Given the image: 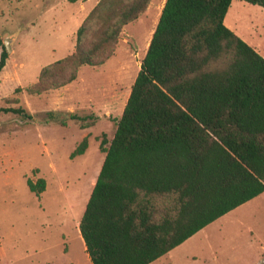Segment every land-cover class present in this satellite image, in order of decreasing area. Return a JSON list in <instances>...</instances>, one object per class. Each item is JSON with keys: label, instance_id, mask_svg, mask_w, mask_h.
Wrapping results in <instances>:
<instances>
[{"label": "trees", "instance_id": "1", "mask_svg": "<svg viewBox=\"0 0 264 264\" xmlns=\"http://www.w3.org/2000/svg\"><path fill=\"white\" fill-rule=\"evenodd\" d=\"M147 2L100 0L76 28L73 50L25 90L59 88L80 66L103 63ZM230 2L163 1L111 136L100 141L78 220L91 264H149L264 191V57L223 23ZM6 56L2 47L0 70ZM0 111L29 117L20 107ZM26 185L39 193L44 180Z\"/></svg>", "mask_w": 264, "mask_h": 264}, {"label": "rangeland", "instance_id": "2", "mask_svg": "<svg viewBox=\"0 0 264 264\" xmlns=\"http://www.w3.org/2000/svg\"><path fill=\"white\" fill-rule=\"evenodd\" d=\"M100 0H0V264H91L78 220L164 0H148L101 64L56 89L30 94L40 68L69 54L75 30ZM223 23L264 57V6L231 0ZM5 48V47H4ZM86 138L81 154L70 158ZM44 180L34 193L26 179ZM264 191L208 223L149 264H258ZM264 264V263H261Z\"/></svg>", "mask_w": 264, "mask_h": 264}, {"label": "water", "instance_id": "3", "mask_svg": "<svg viewBox=\"0 0 264 264\" xmlns=\"http://www.w3.org/2000/svg\"><path fill=\"white\" fill-rule=\"evenodd\" d=\"M3 44H4V47H5L6 52H8L9 51V48H8V45H7V43H6L5 40L3 41ZM261 263H264V258H262V259H260L258 261V264H261Z\"/></svg>", "mask_w": 264, "mask_h": 264}]
</instances>
